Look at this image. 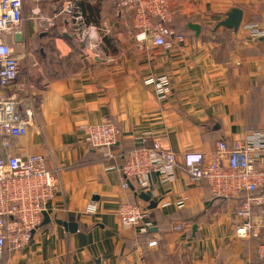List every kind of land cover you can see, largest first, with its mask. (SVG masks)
Masks as SVG:
<instances>
[{
	"label": "crops",
	"instance_id": "1",
	"mask_svg": "<svg viewBox=\"0 0 264 264\" xmlns=\"http://www.w3.org/2000/svg\"><path fill=\"white\" fill-rule=\"evenodd\" d=\"M67 1L96 29V49L72 36L60 13ZM168 2L170 26L185 40L165 50L152 45L149 32L132 29L117 0H23L21 25L3 41L19 62V110L31 120L11 152L41 156L58 188L30 243L17 253L6 245L2 264H264L256 251L259 230L238 239L232 203L213 197L183 169L167 182L151 174L144 191L132 182L122 187V155L142 138L180 162L186 153L209 154L218 141L230 145L264 130V40L251 41L243 30L264 21V0ZM231 8L243 12L238 31L215 29ZM160 76L171 83L164 100L144 84ZM107 120L119 130L111 157L85 143L84 127ZM139 193L156 206L148 209ZM138 201L148 217L121 226L119 204ZM163 202L169 205L161 208ZM89 205L94 213L86 212ZM260 221L257 210L255 226Z\"/></svg>",
	"mask_w": 264,
	"mask_h": 264
},
{
	"label": "built area",
	"instance_id": "2",
	"mask_svg": "<svg viewBox=\"0 0 264 264\" xmlns=\"http://www.w3.org/2000/svg\"><path fill=\"white\" fill-rule=\"evenodd\" d=\"M22 2L0 0V264L6 245L17 253L30 243L58 188L57 178L41 156L21 158L11 152L12 142L25 135L31 120L30 114L22 116L19 110L18 97L23 92L17 84L19 62L3 41L5 33L21 25ZM117 6L119 14L130 16L132 29L151 34L153 46L168 50L184 42L185 36L176 34L169 26L168 0H117ZM60 13L67 16L70 32L78 43L88 50L98 47L101 38L96 29L85 25L71 2H65ZM243 30L251 41L264 40V21L248 23ZM144 84L152 88L158 100L166 99L171 92L166 76L148 78ZM84 129L86 145L111 157L119 136L118 128L107 120ZM122 156L119 171L124 189L133 182L138 191H144L151 174L167 182L178 169H183L194 183L205 182L213 197L224 200L227 206L232 203L233 231L238 239L255 236L254 232L259 230L257 256L264 261V166L258 165L264 156V130L248 132L230 145L218 141L209 154L186 153L180 162L157 141L147 145L145 138ZM255 192H259L258 195H253ZM242 193L245 195L240 196ZM168 205V202L160 203L161 208ZM176 206L182 208L184 202L179 201ZM257 210L261 211V221L255 226L253 216ZM86 212L94 213L95 207L89 205ZM116 216L121 226L133 227L148 217V211L139 201L126 202L119 204ZM155 245V241L148 244L149 247Z\"/></svg>",
	"mask_w": 264,
	"mask_h": 264
},
{
	"label": "water",
	"instance_id": "3",
	"mask_svg": "<svg viewBox=\"0 0 264 264\" xmlns=\"http://www.w3.org/2000/svg\"><path fill=\"white\" fill-rule=\"evenodd\" d=\"M242 17H243L242 10H240L239 8H231L225 14V18L222 21H220L215 26V29L222 27V28H225V29H228V30H232L233 32L236 33L238 31V29L240 28V25H241V22H242ZM189 27L195 32V35L199 34V27L197 26L196 23L190 24ZM136 196L138 197V199H140V200H142L144 202H149L148 209H152V208H154L156 206V204L151 202L150 197L147 196L145 193H139ZM60 225H62L64 227L66 226L62 222L60 223ZM68 226L70 228L72 227L73 229L75 228V226H73L72 224H69Z\"/></svg>",
	"mask_w": 264,
	"mask_h": 264
},
{
	"label": "trees",
	"instance_id": "4",
	"mask_svg": "<svg viewBox=\"0 0 264 264\" xmlns=\"http://www.w3.org/2000/svg\"><path fill=\"white\" fill-rule=\"evenodd\" d=\"M169 26H170V24H169ZM171 27V26H170ZM176 32V31H175ZM177 34H181V33H179V32H176ZM258 193L259 192H255L253 195H258ZM245 194L244 193H242L240 196H244ZM261 260V259H260ZM263 263H264V261L263 260H261Z\"/></svg>",
	"mask_w": 264,
	"mask_h": 264
},
{
	"label": "rangeland",
	"instance_id": "5",
	"mask_svg": "<svg viewBox=\"0 0 264 264\" xmlns=\"http://www.w3.org/2000/svg\"><path fill=\"white\" fill-rule=\"evenodd\" d=\"M123 161V160H122ZM120 172V171H119ZM131 183V182H130ZM133 183V182H132ZM133 185H134V187H135V184L133 183ZM132 203H134V202H132ZM256 251H257V249H256Z\"/></svg>",
	"mask_w": 264,
	"mask_h": 264
}]
</instances>
